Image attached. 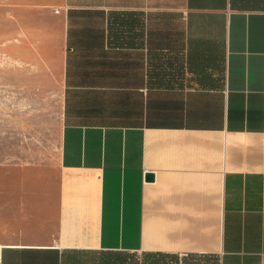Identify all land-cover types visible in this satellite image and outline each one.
I'll return each instance as SVG.
<instances>
[{
    "label": "crops",
    "instance_id": "crops-1",
    "mask_svg": "<svg viewBox=\"0 0 264 264\" xmlns=\"http://www.w3.org/2000/svg\"><path fill=\"white\" fill-rule=\"evenodd\" d=\"M9 20L63 89L57 161L0 168V264H264V0Z\"/></svg>",
    "mask_w": 264,
    "mask_h": 264
},
{
    "label": "rangeland",
    "instance_id": "rangeland-1",
    "mask_svg": "<svg viewBox=\"0 0 264 264\" xmlns=\"http://www.w3.org/2000/svg\"><path fill=\"white\" fill-rule=\"evenodd\" d=\"M38 1L0 0V168L49 166L58 157L63 89L59 66L56 62L46 70L30 50L10 48L15 27L9 20L10 3Z\"/></svg>",
    "mask_w": 264,
    "mask_h": 264
},
{
    "label": "water",
    "instance_id": "water-1",
    "mask_svg": "<svg viewBox=\"0 0 264 264\" xmlns=\"http://www.w3.org/2000/svg\"><path fill=\"white\" fill-rule=\"evenodd\" d=\"M147 178H148V179L153 178V174H152V173L147 174Z\"/></svg>",
    "mask_w": 264,
    "mask_h": 264
}]
</instances>
